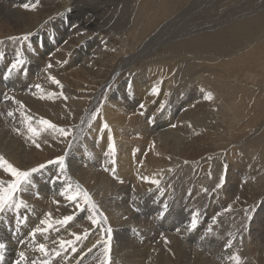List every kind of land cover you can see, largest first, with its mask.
Wrapping results in <instances>:
<instances>
[{
    "label": "rangeland",
    "instance_id": "374dc122",
    "mask_svg": "<svg viewBox=\"0 0 264 264\" xmlns=\"http://www.w3.org/2000/svg\"><path fill=\"white\" fill-rule=\"evenodd\" d=\"M36 1H37V3L35 2V3H32L31 5L29 3H26L25 5H29V6H32V8L34 7L35 9H37L36 7L45 5L46 2L49 3V0H36ZM140 2H141V0H125V1L122 0V2L119 1L116 4V7L114 9L112 7L108 6L107 10L104 11L105 14L103 13V11H101L103 14L100 12L97 15V17L96 16L90 17L87 15H84L83 13H78L77 15L73 16L72 20H74V19L77 20V18H79L80 15H81V17L87 16V18H85V21H86V25L84 26L85 30L83 32L76 31L75 30L76 24L74 23L75 25L73 24V28H72L71 27L72 21L68 19V21L65 23V25L64 26L62 25L61 28H59V30L66 31V32L69 31L70 33L67 32L69 35L67 36L66 41H64L63 43H60L59 45H57V41L55 39H53L52 34L50 32H47L46 35L48 36V38L46 36L45 40L47 41V43H50L51 47L55 48L51 52L49 50L47 51V49L45 48V46L43 44V41L41 40V37L43 36V34H34L32 36L30 35V40L32 42H34L33 39H36L37 36H38V38L40 37L39 39L38 38L36 39V41H37L36 46H37V48H39V50L42 53L46 54V57L48 59L46 61H47V63L48 62L51 63L52 67L48 69L43 65L39 66V69L36 70L35 73L32 74L33 78L28 81L29 83L27 85L30 87H28L26 85V89L23 92L21 91L20 86L17 87L18 90L15 88L17 90V91H15V89L13 87L15 80H12L13 76L11 78L7 79L8 86L6 85L7 89H5V90H7L8 97L11 98L9 101H12V97H14L13 96L14 93H16L15 97H17L18 99L20 98L19 94L22 93V97H21L22 98V104L21 105H23L24 108L27 109V111H31L34 113V115H37L34 118L30 117L31 120L33 119L32 121L31 120L29 121L28 119H24L23 125L19 129V132L17 135V137H18L17 142L19 144H21L22 147L24 148V149L22 148V151L20 150L21 156L24 158L23 160H26V162L33 160L32 162H35V163H33V165L38 164V163L39 164L47 163L49 160H54L55 158L61 156L65 144L71 138L73 139L74 137H76L75 135H73V133L77 134V132H78L77 131V125H75V124H78V123L80 124L83 122L82 114L85 113L83 111H86L88 114L91 113V116H92V114L95 113L97 109H99V112L97 114L98 116L96 115L95 118H93V116H92V118L90 117L91 120L89 121V124L86 126L87 128L86 127L82 128L83 134L81 133V135H82V138L85 140V143L88 144L87 147L89 148V150L94 149L98 152V155L102 156L100 158V160L97 161L98 163L96 162L97 165L100 164L99 167H101V168L104 167V171L106 173L107 172L116 173V171L118 170V163H116V160L114 159V154L112 156L111 152L108 151L110 143H112L115 146V142L113 141V137H112L113 134L110 132L109 129L110 128L113 129V127L118 128V126L120 128V122L114 123V121L113 122L110 121V123H112V125H110L109 122H107V121L105 122V119H103L104 117L100 116V112H102V106L104 104L103 101L106 99V97H110L111 95H114L116 92V94H117L116 99L119 102L130 106V110L132 109L131 110L132 112L129 110V108L124 109L125 111L126 110L129 111L128 117H127L128 121L125 123V127H126V125L129 124V122L133 121L135 118L142 119L146 123L150 122L148 124L151 125L150 127L152 129L155 128V122L156 121H161V120H167L168 121V120H170V121H168L169 124L167 126L165 125L164 127L157 130L158 132H160L161 130L164 132H172V133L168 134V136L166 138L167 142L163 141V140L158 141L160 138L159 133H156V134L153 133L152 137L149 140L152 141V143H154L156 141L155 143L157 145L156 144L155 145L158 147L157 153L147 147L148 149L143 154L144 157L141 158V164H139V167L142 166L143 164H150L151 166H153L152 167L153 170L156 169V170H154L155 172L152 175H149L150 177L149 176L144 177L143 178L144 180L142 179L141 180L142 182L141 181L139 182L142 184L141 187L144 188L143 189L144 191H151V190L155 191V189L157 190L159 188V186H157V184H155L153 186L152 183L150 182V180H152V178L155 179L157 177L156 175H160V177H163V175L165 176L169 173L173 177L175 175V173H178L181 175V177H183V175L189 176V173H188L189 170L188 169L183 170V167H185L186 164L184 163V165L182 167L183 163L182 162L177 163L178 159H180V160L185 159L187 161V163H189V162L191 163L192 160H193L192 162L197 161L195 163V165H193V167L195 166L194 168L198 169L197 173L201 174L203 177L205 176V179H207V181L210 179L211 175H213L212 171H214V169L216 167L218 168V166H220V168L222 170L221 174L224 175L223 176L224 183H221L222 186L226 185L227 182L230 181L231 183H228L227 187H230V185L232 184V189L234 190V191H232V195L226 196L227 193H225V194L223 193V190L220 188L221 186L217 187V185H221V184L219 181H216L215 177L213 176L214 179H213L212 183H214V186L217 188V190H220L219 191V193L221 192L220 196L222 195L218 201H216V200L214 201L213 198L211 200L209 198L205 199L204 197H200V195L197 196L196 192H194V195H192L194 184L193 185L191 184L190 192L186 193V197L184 199L180 200L179 195L177 194V192L174 191L172 194L173 196L170 195L167 197L162 196L163 198L162 197L161 198H155L154 201L156 203V206H160L163 209L164 205L167 204L168 205L167 212H168L169 207L171 205H169L167 203V201L168 202L178 201L179 203L182 204V200H186L187 202L184 203L183 205L188 206L190 208V210L192 211V212H189L190 215L195 216L196 219L201 214V211L204 210V214H203L204 220L206 221V220L210 219V221L208 223L206 221V227L204 228V230L207 228V226L210 225L212 231H214L217 235H219L221 239L223 237L224 240L227 239L228 242L233 244V245L230 244L228 246V247H230V249L228 251H232V252H228L227 255H225L226 257L220 258V260L216 261L217 263H215V264H235V261L232 259V257H239V264H264V251H263L264 250V226H263L264 216H259V214L264 212V154L262 155L259 152L254 151V148H255L254 145L257 143V139L259 138V140H260V138L262 136H264V134H263L264 133V70H262L264 67L263 68L261 67L262 63H260V62L257 64L251 63L252 65L250 64L246 68L241 67L242 64L240 62L235 63L233 65H228L231 68L228 67L229 69H226L225 71H221V75L222 76L224 75V76L221 77L220 80H218V73L216 71H215V73H217V74L214 73L213 69L208 68L207 66L199 65L198 67H196V68L194 67L192 70H190L189 74L192 76L193 81L188 84L187 89L175 90L176 83L175 82H173V84H171L172 82L169 83V81H167V79L166 80L164 79L166 77L161 78L158 81L154 80L155 82L153 81L152 83L148 82L147 85L148 86L151 85L150 90L152 91L153 89H155L156 91L155 92L150 91L151 92L150 95H152V96H149V95L147 96V97H149L148 100H150V102H152L153 108L151 110H149V108H146L147 109L146 110L145 106L147 104L149 105L150 104L149 102H145L144 100L134 101L136 99V94L134 93L136 86H135L133 79L131 77H129L130 76L129 73L132 70H134L135 63L139 68L142 66L148 65V64L150 65L151 63H148V60L146 63H144V61H142V60H139L138 62H135V63L131 64L130 66H128L127 69H125L123 71V73H127V74H125L122 77L120 76L122 74V71L121 70H115L116 67L112 66L113 62L117 61L116 57H118V56L121 57L120 55H122V52L119 50H121V48L124 46V42H125V45H127L128 43H131V42L126 39L127 38L126 37V34H127L126 30L123 31V34L122 33L118 34V33L122 32V30H120L121 28L118 30L119 32L117 31V29H111V28H114L116 26H119V27L120 26L121 27L131 26L132 23L131 22L128 23V19L130 17L129 14L133 12V15L135 16V10H137L136 7L140 4ZM160 2H161V0H151L150 6L154 7V9H155L160 4ZM183 2L186 4L187 0H183ZM169 3L176 5L175 3H177V0H169ZM193 4H195V5H193ZM198 5H199V7H198ZM22 6H20V0H17V3H13V4L11 3L10 4V8L16 10V12L19 14V20H21L20 23H22V24H19L21 26V29L27 30V26L24 27L23 21H24V19L25 20L29 19L28 17H31V15L34 14L35 12H33V11L29 12V10L23 9L24 5H22ZM179 6L182 7L181 9L184 8V6H181L180 4H179ZM187 6H192V8L188 12H189V14H192L193 17L192 18L189 17V20L191 19L193 21H196L192 24H193V26H196V28H200V29L211 27V25L214 24V29L221 30V28L223 29V27H225V26H221V25L226 23V22H228L227 23V25H228L234 19L237 20V19L243 18V15L250 16V17H256L258 14L264 12V0H189ZM194 8H196L195 9L196 11L194 10ZM113 10H115V11L117 10L118 15L115 18L109 19V15H111ZM186 10H188V9L186 8ZM145 11H146L145 9L140 10L136 15V16H138V27L139 26L141 27L143 24L142 15L144 14ZM190 11L193 13H191ZM158 12H160V10L157 11V13ZM171 12H175V11H171ZM55 14L56 13H53L50 17L54 18V17H59V15H60V14H57V15H55ZM151 14H153V11ZM208 16H210V18L211 17L212 18L211 19L209 18V20H207ZM50 17H48V18H50ZM216 17H219L220 21L218 19L215 21ZM213 20H214V22H213ZM94 21H96V22H94ZM205 21H206V24L204 23ZM217 27H219V28H217ZM184 28H186V27H184ZM184 28H182L183 30L181 29L183 33H185L184 30H186ZM21 29H18L15 31L18 33ZM25 34H27V33L23 32V33L17 34V35L13 34V38L22 37ZM258 34L259 33L252 34V36L251 35L247 36L245 39V42L248 40L247 41L249 43L248 45H251V47H250L251 49L249 48L248 50L260 53L259 56L262 55L261 58L263 59V63H264V39L263 40L259 39V41L256 42L258 44L254 43V41L257 38H260L259 35L264 34V33L260 32V34L259 35ZM87 35L91 39L92 45L85 46L84 47V54L81 53L80 55L77 56V58L75 56L76 60L78 59V62H76L72 66V68L68 69L66 62L64 61V59L69 56L64 51V49L66 48L67 42L68 43L70 42L71 44L73 43L74 46H77V43L74 41L78 40V37H80V36H87ZM72 36H74L73 37L74 40L72 38H70ZM181 36H182V34H181ZM179 37H180V35H178V37L176 36L174 38H179ZM171 38H172V36L170 37V35H169L165 39L171 40ZM61 39L63 40L65 38H61ZM71 39H72V41H70ZM12 40H14V39H12ZM38 40H39V42H38ZM19 41L15 40V42L13 43V46H9V45L3 46L2 44H0V54H2V57L0 56V61H1L0 62V69H2V70L6 69L7 70L9 65L12 62H14L16 60V58H20L27 63V65L24 67L25 69L24 68L21 69L22 70L21 73L22 74L25 73V75H26L27 73H31V69H32L31 64H33V62L31 61V57H33L35 55L38 57L39 53L37 52L34 45H33L34 48H30L29 46L25 47L23 45V44H25V41H21V40H19ZM259 43H262V44H259ZM155 44H153L152 47L154 49L152 48L151 52L154 50L157 53L162 52V49H160L161 43L157 40V43H155ZM245 44L246 43H243V44L241 43L240 46H242V47L237 46L234 49L235 53L238 51V49L243 48ZM81 45H83L82 42H80L78 44V48H80ZM113 45H114V48H113ZM119 45H121V46H119ZM253 46H254V48H257V49L256 50L252 49ZM98 47L101 50H99ZM115 49H117V50H115ZM21 51L26 52V54H28L30 57L29 56L25 57V59L20 57L18 54L21 53ZM234 51H232L233 53L231 51L229 53L235 54ZM113 54H115L114 55L115 57L113 56ZM53 58H55V59H53ZM231 58H233V57H231ZM26 59H28V60H26ZM70 59L71 58H69L68 60H70ZM79 59H81V60H79ZM7 60L10 61L11 63L8 62ZM111 60H112V62H111ZM191 60H193V59L190 58L189 61H191ZM56 61H58V63L60 65ZM35 63L37 65H39L38 61H36ZM98 63H99V65H98ZM165 63H168V61H165L162 64H165ZM216 64H219V62ZM56 66H58V67H56ZM84 67H86V68H84ZM239 67L241 70L239 69ZM146 68L147 67H145L144 70ZM26 69L29 71H26ZM198 69H200L202 72L201 71L198 72L199 71ZM209 70H212V71H209ZM18 72L14 70L13 74L14 73L17 74ZM233 72H234V74H233ZM189 74L186 76L187 78H190ZM203 76H204V79L202 80ZM50 77H54L55 80H58L60 82L59 85L54 83L53 80L50 79ZM128 77L130 78V80L128 79ZM186 77H185V80L187 79ZM214 77H216V78L214 79ZM228 77H229V79H228ZM233 77H235V78H233ZM239 78L241 80H239ZM1 79H2V76H1ZM194 79H196V80H194ZM104 80H107V82ZM215 80H217V82ZM126 81H127V83H126ZM121 82H122V85H120ZM222 82H224L225 84L227 82V84L225 85ZM107 83H108V85L106 86L105 91L103 90V92H102V95H101L102 98H100L98 102H95V100L93 99L94 94L96 92H98L100 88H103L104 85ZM124 83L126 84V89L124 92L126 97H124L123 95L121 96L119 94V92H117L118 91L117 89L124 87ZM164 84L166 86H164ZM36 85H40V89H37L35 87ZM143 86H144V84H143ZM141 87H142V84H141ZM227 88H228V90H227ZM86 89L89 91H87V93L83 92V91H86ZM19 91H20V93H19ZM106 92H107V94H106ZM161 93H162V95H161ZM163 94H165V95H163ZM209 95L211 98L210 99L206 98ZM134 97H135V99H134ZM151 97L154 99H152ZM229 97L230 98L232 97V98L230 99ZM165 100H167V101H165ZM161 102H163V103H161ZM227 104H230V105L228 106ZM140 105H143V108H141ZM169 106H170V108H173V111H171V110L168 111L169 114L167 115L165 113V111H166V108ZM224 107H226V108H224ZM223 110H224V112H223ZM238 110H240V111H238ZM155 111H156V113H155ZM39 112L41 114H39ZM226 112H228V113L226 114ZM241 112H242V114H241ZM185 113H186V115H185ZM133 115H135V116H133ZM195 116L197 119L195 118ZM203 116H207V117H203ZM237 116H239V117H237ZM41 117H43V118H41ZM98 117H101L100 121L97 120ZM213 118H214V120H213ZM223 118H225V119H223ZM42 119L50 121L52 124L57 126V129L62 128V129L69 131L70 133L73 131L72 135L65 136L63 133L59 132L58 130H53L51 128H47L46 126L39 123ZM92 119H93V121H92ZM227 119H228V121H227ZM240 119H243V121ZM246 119H247V121H246ZM153 120H156V121H153ZM181 120H183V121L181 122ZM193 120H194V122H193ZM185 121H187V123H184ZM191 121H192V123H191ZM207 121H209V122L207 123ZM14 122L15 121L13 120V123ZM181 123H183V125ZM189 123H191V124H189ZM209 123L212 125H210ZM248 123H250V125ZM29 124H31L32 127L40 130L39 134L37 136L33 137L32 134L28 131ZM105 124H107L108 128L104 127ZM185 124H187V125H185ZM200 124H201V126H200ZM173 125H175V127H173ZM205 125H206V127H205ZM236 125H237V128L235 127ZM241 125H242V127H241ZM182 126H183V129L181 128ZM252 127H253V129H252ZM91 130H93V131H91ZM237 130H239V131L237 132ZM177 131H178V133H177ZM260 133L262 134V136ZM204 134L206 135V137L204 136ZM237 134H238V136H237ZM173 135H175V136L173 137ZM61 136H63V137H61ZM134 136L136 138H139V140L142 139L140 134L136 133V134H134ZM179 136H183L184 138L183 137L179 138ZM101 137H103L104 139ZM110 137H111V140H110ZM171 137H172V139H171L172 141L169 139ZM180 139H182V141ZM33 140H35V143H33ZM60 140H61V142L59 143L58 141H60ZM78 140L80 141V139H78ZM178 140H180V141H178ZM102 141L105 143L106 147L102 146V143H101ZM37 143L40 145L39 148L36 147ZM250 145H251V147H250ZM248 146H249V148H248ZM255 146L257 147L260 145H255ZM134 147L135 146L131 145L129 149H131V150L133 149L132 151L134 152V150L136 149ZM167 147H169V148H167ZM243 147H245L247 149V151H248L247 153L249 154V156H247V157L245 156V151L242 150ZM165 148H167V149H165ZM257 148H259V147H257ZM177 149H178V152H177ZM65 150H66V146H65ZM73 151H74V149H73ZM229 151L230 152L234 151V153L237 155L238 161L236 158H234L235 154L230 153ZM261 151H264V142L262 143ZM152 152L154 155L152 154ZM237 152H239V153H237ZM65 153H66V151L64 152V154ZM90 153L93 154V151H90ZM232 154H233V156H232ZM133 155H135V154L133 153ZM137 155H138V153H137ZM217 156H219V158H218V160L215 161L214 159ZM241 156H243V157L241 158ZM260 157H262V159H260ZM151 158H153V159H151ZM244 158L246 161H243ZM133 159H135V158H133ZM34 160H36L37 162ZM151 160H153V161H151ZM120 161L121 160L118 156V162H120ZM165 162L170 163L171 169L170 170L166 169L164 172L158 173L159 165L164 164ZM234 162H236V163H234ZM237 162H239V163H237ZM258 162H259V165H258ZM157 164H159L158 169H157ZM172 164H175V166ZM235 164H236V166H235ZM178 165H180V166H178ZM13 166H15V165H13ZM56 167L58 168V166H56ZM172 167H173V169H172ZM46 168H48V167H46ZM66 169L68 170V165H67ZM0 170H2V168H0ZM51 173L53 174V178H55L58 175V171L57 172L51 171ZM35 174H37V173H35ZM230 175H232L234 177V179H235L234 183H233V180L231 181L232 176H230ZM261 176L263 178H261ZM53 178H50L51 182H52ZM121 178H123V177H121ZM121 178L118 177L117 175L112 174V179L114 182L118 183L117 184L118 186H121V185L124 186L125 185L122 182ZM145 178H147L146 179L147 181L145 180ZM1 179H3V177ZM3 180H5V179H3ZM90 180H91V182H93V180L91 178H90ZM145 181H146V183H145ZM56 182H58V184H57L58 187H57V189H56V187H53V191H52L53 194L51 193V194L47 195V201L48 202L46 201V199L43 200L44 198H43L42 194L37 193V194H34V196H32V198H29L30 200L28 199L25 201L26 204H28V205L35 204L34 205L35 207L34 206H31V207L28 206L27 208H21L20 209V212L22 210L26 209L24 216H27V223L22 222L18 229L20 231L27 232L25 237L27 238V241H29V242H24V240H20L19 245H20V248H23V250L25 251V254L27 256H29V257H27L28 261H30V260L31 261H37V262L40 261L39 263H42L45 260V259H43L44 255L36 250V245L38 243H44L46 245V247L49 249V252L51 254L54 253L53 250L60 251V253H61L60 256H57L58 258L56 257L58 260L56 259V260H54V262H50V264H59V263L60 264H73V263L69 262L71 260H72L71 262L74 261L76 264H78L79 262H80L79 264H102V262H104L106 260H110V263H111V261H112V259H110L111 255H109L110 256L109 258H107L105 256V254H106L105 253V247L100 248L102 251L99 249V252L97 251L98 252L97 255L92 257V258H91V252H90L91 249H93L95 242H96V244H95V246H96V245H98L99 241L107 240L108 237H107V232H106L107 227H105L106 223H104L105 220H104V222L102 221L103 222V224H101L102 226L101 225L99 226L98 224H92L91 220L90 219L88 220L87 216L90 214V215H94V217L103 219L104 217H107L105 209L98 208L100 213L98 212L99 213L98 214L97 211H95V213H93L84 204L82 197L79 200V204H80V206L82 205V207H77L76 203L67 200L65 198V196H62L60 194L61 191L63 190V188H66L68 184L72 185L73 191L76 189V188L74 189V185H79L80 188H82V189L86 190L88 193H90L89 189L84 188V182L80 181L82 183L81 184L80 182L77 181V179L73 178L70 175L68 176L66 173L64 175H61L60 179L57 180ZM131 183L134 184V182H129L127 184L128 185L130 184L129 188L133 189V192H135L136 190L133 187V184H131ZM149 183L151 185H145V184H149ZM193 183H195V181ZM50 185H52V184H50ZM151 186H152V188H151ZM156 187H158V188H156ZM59 188H62V189L58 191ZM28 189H27V192H29ZM55 190H57V191L55 192ZM178 190H179V188H178ZM21 192L26 193V191H21ZM21 192H19L18 193L19 195H17L18 197H20L19 199H22L20 196ZM180 192H181V190H179V193ZM202 193L207 194L208 191L206 192V189L205 190L203 189ZM90 196L94 199L98 198L97 200L99 202L103 201L102 199H100L102 201L99 200L98 195L94 196L93 194H90ZM198 197H200V198H198ZM140 200H143L142 201L143 203H148V204H152V202H153L152 200L146 199L144 196L143 197L141 196L140 198H138V201H140ZM157 200L158 201L161 200V202H158ZM130 201H131V204L134 203L133 199H131ZM213 202H221V203L223 202L222 208L219 206L218 207L215 206L211 212H208L207 210H206L207 211L206 212L205 209H202V208L208 206L210 203H213ZM29 207L31 208V211L28 210ZM247 208L248 209L250 208L249 209L250 214L248 215V219L246 220L245 217L247 216V214L244 215V213H245V209H247ZM34 209L37 212H35ZM131 210L133 212H137V209L132 207V205H131ZM8 211H11V213L14 214L13 210H8ZM32 212L36 213L35 216ZM48 213H51V217H47V218L49 219L50 223L53 224L54 229L53 228H52L53 230L49 229L48 232H46L42 235L38 234L35 241H33L31 236L29 235V233L31 232L32 229L36 228L37 226L43 227L42 225H40V219L41 220L45 219L46 218L45 216ZM69 215L73 216L74 220L71 221L66 226L55 223L56 221H60L63 219V217L69 216ZM236 215H238V216H236ZM80 216H83V219L80 220L81 223L78 220V218ZM84 216H86V217H84ZM130 216H131V214L129 212H125L123 219L127 220ZM227 216H228V219L224 220L225 222L223 221V224L226 226V228H223L221 226V224L217 222L216 217H219L220 219H225ZM29 217L31 218L30 221H29ZM231 218L232 219L234 218L235 221L232 220ZM240 218H242V221ZM14 220L13 221L17 225L16 216L14 217ZM214 220H216V221L214 222ZM260 221H262V222H260ZM30 223L33 224V227L28 229V226ZM218 224H220V225H218ZM236 224H238V226ZM244 225H246L245 228H243ZM229 228H230V230H228ZM260 228L262 230L261 232L259 231ZM193 230L194 229H191L190 231H193ZM215 230H217V231H215ZM88 231H90V232H88ZM240 231H242V233H240ZM175 233H178V232L175 231ZM247 233L249 235H246ZM56 234H59L60 236L56 235ZM73 234H75V235H73ZM93 234L96 236H94ZM76 235L80 236L79 240L76 239ZM233 235H236V236H233ZM111 236H112V234H111ZM247 236L250 237V243H252V244L249 243L250 245L249 244L243 245L244 242L241 241V239L242 238L246 239ZM225 237H226V239H225ZM53 239H55L57 241L56 242L57 244L53 248L48 247L49 245L52 246V244L54 242V241H52ZM61 240H63V241H74V244L66 245L65 248L62 250V249H60V241ZM168 241L167 242L165 241V243L160 244L158 249H161L162 252L163 251L169 252V254L167 255L169 258V264H184L182 262V259H181L182 255H180L179 249H176L174 246H172V244L169 243L170 241L169 242ZM34 242H37V244ZM111 243H112V241H111ZM236 243H237V245H236ZM249 246H250V248H249ZM73 247L76 249V251L72 250ZM245 247H248L247 251L246 250L244 251ZM50 249L52 252L50 251ZM158 249L157 248L153 249L154 251L151 250V251H149V253L147 252V254H144L141 258V261L138 262L137 264H153V263L154 264H164L163 262H159L161 254H160V251ZM155 250L157 251V254H156ZM117 251H118V249H117ZM121 253H122V251L115 253L114 257H116L117 255H120ZM200 254L202 255V252ZM200 254L197 252L190 254L191 257H195V258H193L192 264H194V263L205 264V261H203L201 259ZM247 254H249L250 257H248L249 255H247ZM98 255H99V257H98ZM150 255H152V256H150ZM172 255H173V257H172ZM34 257H36V259ZM48 257H50V254ZM77 257H78V259H77ZM191 257H189V258L191 259ZM227 258L229 260H227ZM156 259H158V260H156ZM51 260H53V258H51ZM143 261H144V263H143ZM114 263H115V260H114ZM115 264H119V263L116 262ZM120 264H124V261L122 260L120 262Z\"/></svg>",
    "mask_w": 264,
    "mask_h": 264
},
{
    "label": "bare ground",
    "instance_id": "6f19581e",
    "mask_svg": "<svg viewBox=\"0 0 264 264\" xmlns=\"http://www.w3.org/2000/svg\"><path fill=\"white\" fill-rule=\"evenodd\" d=\"M119 1L122 2V0H49V3L46 2L45 5L36 7L37 9H35L34 7L32 8V6H29L28 8L24 7L23 9H27V10H29V12L33 11L35 13L32 14L31 17H28L29 19H27V20L24 19L23 25H24V27L27 26V30H22L21 26L19 25V24H22V23H20L21 20H19V14L16 12V10L10 8V4L11 3L12 4L13 3H17V0H2V1L0 0V44H2L3 46L4 45L13 46V43L15 42V40L9 39V38H13V34L17 35V34H21L23 32L27 33V34H31V36L34 35V34H43V36L41 37V40L43 41V44H44L45 48L47 49V51L49 50L51 52L55 48L51 47L50 43H47V41L45 40V38L47 36L46 35L47 32H50L52 34L53 39H55L57 41V45H59L60 43H63L64 41H66L67 36L69 35L68 33H70L69 31H67L68 32L67 33L66 31L59 30V28H61L62 25L63 26L65 25V23L68 21V19L72 21V24H71L72 28H73V24L75 23L76 24V25L74 24L75 25V30L83 32L85 30V28H84V26L86 25L85 18H87V16H90V17H95L96 16L97 17V15L101 11H103V13H104V11L107 10L108 6L112 7L114 9L116 7V4ZM150 1L151 0H141L140 4L136 7L137 10H135V16L133 15V12L129 14L130 17L128 19V23L131 22L132 23L131 26H128V27L127 26H124V27L116 26L114 28H111V29H117V31L121 28L120 30H122V32H120L118 34H121V33L123 34V31L126 30L127 31L126 32L127 33L126 34V37H127L126 39L131 42V43H128L127 45H125V42H124V46L121 48V50H119V51L122 52V55H120L121 57H119V56L116 57L117 61L116 62L114 61L113 65H112V66L116 67L115 70H121L122 71V74L120 75L121 77L124 76L125 74H127V73H123V71L125 69H127L128 66H130L131 64H133L135 62H138L139 60L144 61V63H146L147 60H148V63L152 64V65L148 64V65H145V66L141 65L142 67L139 68L136 65V63H135L134 70H132L130 73L128 72L129 75H130L129 77H131L133 79V81L135 83V86H136V88H135L132 85L135 88V92L134 93L136 94V99L134 97V99H135L134 101H136V100H141V101L144 100L145 102H149L150 103L149 105L147 104L145 106V109L149 108V110H151L153 108L152 102H150V100H148L149 97H147L148 95L152 96V95H150V93L153 91V90L152 91L150 90L151 89V87H150L151 85L150 86L147 85L148 82L152 83L154 80L158 81L159 79L166 77L164 79L165 80L167 79V81H169V83L170 82H172L171 84H173V82L176 83L175 90L187 89L188 84L193 81V78L189 74V72L194 67L196 68L199 65L207 66L208 68L213 69L214 73L216 71L218 73V80H220V78L224 76V75L223 76L221 75V71H225L226 69L231 68L228 65H233L235 63H239L240 62L242 64L241 67L246 68L251 63H256L257 64V63L260 62V63H262L261 67L262 68L264 67L263 59L261 58L262 55L259 56L260 53L248 50L251 47V45H248L249 44L247 42L248 40L245 42V39H246L247 36H250V35L252 36V34H256V33L260 34V32L264 33V12L258 14L256 17H250V16L243 15V18H240V19H237V20L234 19L228 25H227L228 22H226V23L221 25V26H225V27H223V29L221 28V30L214 29V24H212L211 27L200 29V28H196V26H193L192 23H194L196 21H193L191 19L189 20V17L192 18L193 15L189 14L188 11L192 8L193 5H195V4H193L192 6H187L189 0H187V3H186L187 5L183 2V0H177L178 4L175 3L176 5H173V4L169 3V0H161L160 4L155 9H154V7L150 6L151 5ZM35 2L37 3L36 0H20V6L25 5L26 3H29L31 5L32 3H35ZM179 4L181 6H184V8L181 9L182 7H180ZM198 7H199V5H198ZM186 8L188 10H186ZM144 9L146 11L142 15L143 24H142L141 27L140 26L138 27V16H136V15H137V13L140 10H144ZM195 9L196 8H194V10ZM159 10H160V12L157 13V11H159ZM152 11H153V14H151ZM171 11H175V12H171ZM53 13H56L55 15H57V14H60V15H59V17H54V18L50 17ZM78 13H83L84 15H87V16H85V17L82 16L81 17V15H80V17L77 18V20H75V19L72 20L73 16L77 15ZM191 13H193V12H191ZM117 15H118L117 10L116 11L113 10L111 15H109V19L110 18H115ZM48 17H50V18H48ZM209 18H210V16L207 17V20H209ZM217 19L220 21L219 17H216L215 21ZM94 22H96V21H94ZM213 22H214V20H213ZM204 23L206 24V21ZM183 26L186 27V28H184ZM182 28L186 29V30H184L185 33L182 32V30H183ZM217 28H219V27H217ZM18 29H21V30L17 33L15 30H18ZM177 34L180 35V37L179 38H174L176 36L178 37ZM181 34H182V36H181ZM169 35H170V37L172 36L171 40L165 39ZM259 36H260V38H257L254 41V43L259 41V39H261V40L264 39V34H260ZM73 37L74 36H72L70 38L73 39ZM37 38H38V36L36 37V39ZM47 38H48V36H47ZM61 38H65V39L62 40ZM36 39H33L34 42L29 40V41H25V44H23L25 47L29 46V44H31V48L35 47L37 52L39 53V56L37 57L35 55V56L31 57V61L33 62V64H31L32 65L31 66V68H32L31 69V73H27L26 75H25V73L24 74L21 73L22 72L21 69L24 68L27 65V63L24 61V64H23L22 68L20 69L19 73L16 74V77H15L16 81L14 82V86L13 87H14V89L16 88L18 90L17 87L20 86V89H21L22 92L26 89V85L29 83L28 81L33 78L32 74L35 73V71L39 69V66L43 65L46 68H48L47 65H48L49 62L47 63V61H46V60H48L47 57H46V54L42 53L39 50V48H37ZM72 39L70 41H72ZM157 40L161 43L160 49H162V52L157 53V52H155V50L151 52V50L153 48L152 46H153V44L157 43ZM38 42H39V40H38ZM74 42L77 43V46H74L73 43L71 44L70 42L69 43L67 42L66 48L64 49V51L69 55L67 58H65V59L63 58L64 61L66 62V65H67L68 69L72 68V66L76 62H78V59L76 60L78 55H80L81 53L84 54V47L92 45L91 39L89 38L88 35L87 36H80V37H78V40H76ZM80 42H82L83 45H81L80 48H78V44ZM241 43L242 44L246 43V44L244 45L243 48L238 49V51L235 53L234 49L237 46L239 47ZM256 44H258V43H256ZM259 44H262V43H259ZM33 45H34V47H33ZM119 46H121V45H119ZM240 47H242V46H240ZM113 48H114V45H113ZM98 49H99V47H98ZM117 49H115V50H117ZM252 49L256 50L257 48H254V46H253ZM99 50H101V49H99ZM230 51L231 52L234 51L235 54H230L229 53ZM18 55L20 57L24 58V59H25V57L29 56L24 51L23 52L21 51V53H19ZM114 55L115 54H113V56ZM75 56H76V58H75ZM231 57H233V58H231ZM69 58H71V59L68 60ZM190 58H192L193 60L189 61ZM53 59H55V58H53ZM26 60H28V59H26ZM79 60H81V59H79ZM36 61L39 62V65H37L35 63ZM165 61H168V63L162 64ZM8 62H10V61H8ZM56 62L58 63V61H56ZM111 62H112V60H111ZM218 62H219V64H216ZM98 65H99V63H98ZM56 67H58V66H56ZM145 67H147V68L144 70ZM84 68H86V67H84ZM239 69H240V67H239ZM198 70H199L198 72L201 71L200 69H198ZM262 70H264V68ZM26 71H29V70L26 69ZM209 71H212V70H209ZM4 73H5V70L0 69V79H1V76L4 75ZM217 73H215V74H217ZM188 74L190 75L189 76L190 78L186 77ZM233 74H234V72H233ZM129 77H128V79L130 80ZM185 77L187 78L186 80H185ZM215 78L216 77H214V79ZM233 78H235V77H233ZM203 79H204V76H203L202 80ZM228 79H229V77H228ZM194 80H196V79H194ZM239 80H241V79L239 78ZM104 81L107 82V80H104ZM215 81L217 82V80H215ZM126 83H127V81H126ZM222 83H224V82H222ZM141 84H142V87H141ZM143 84H144V86H143ZM226 84H227V82H226ZM107 85H108V83L105 84L103 88H100L99 91L94 94L93 99L95 100V102H98L99 99L102 98L101 97L102 92H103V90L105 91V88H106ZM120 85H122V82H121ZM164 86H166V85L164 84ZM28 87H30V86H28ZM1 88H2V83H1V80H0V105H1V107H3L2 110H0V156L4 157V159L6 161L11 163L12 165H15V167H17L18 169H21V170H29L31 168L38 167L40 164L38 163V164L33 165V163H35V162H32L33 160H30L29 162L28 161L26 162V160H23L24 158L21 156V152H20V150L22 151L23 147H22L21 144H19L17 142L18 141L17 135H18L20 127L23 125V120L26 119L27 117L34 118L37 115H34V113L31 112V111H27V109L24 108L23 105H21L22 104V98H21L22 97V93H20V91H19V93H20L19 94V96H20L19 99L17 97H15L16 93H14V95H13L14 97H12V101L3 103L1 99L3 97H7V96H3V90ZM16 89H15V91H17ZM125 89H126V84L124 83V87H121V88L117 89L118 90L117 92H119V94L121 96L123 95L124 97H126V95L124 94ZM227 90H228V88H227ZM87 91H89V90L86 89V91H83V92L87 93ZM106 94H107V92H106ZM161 95H162V93H161ZM163 95H165V94H163ZM116 96H117L116 92H115L114 95H111L110 97H106L105 96L106 99L103 101L104 104L102 106V112H100V116L104 117L103 119H105V122L106 121L109 122L110 125H112V123H110V121H112V122L114 121V123L115 122H117V123L120 122V128L118 126V128H114L113 127V129L112 128L109 129L110 132L113 134V135L112 134L111 135L113 137V141L115 142V146H114L115 150H114V152H111V155L113 156V154H114V159L116 160V163H118V170L116 171V173H111V172H107L106 173L104 171V167L101 168V167H99L100 164L97 165V163H98L97 161H99L102 156L98 155V152L96 150H94V149L93 150H89V148L87 147L88 144L85 143V140L82 138V135H81V133L83 134L82 128L86 127L89 124V121L91 120L90 117L92 118L91 113L88 114L86 111H83L85 113L82 114L83 122L80 123V124L78 123L79 125L75 124V125H77V131L78 132H77V134L73 133V135H75L76 137H74L73 139L71 138L65 144L66 150H65V146H64L63 152H62V155L64 154L65 151L67 152L66 163L68 165V170L66 169V174L68 176L70 175L73 178L77 179L78 182H80V181L84 182V188L90 190L89 194H93L94 196L98 195L99 200L100 199L103 200V201L100 200L102 202H99L97 200L98 198L94 199V198H92L90 196L91 200L97 206V208H96L97 213L99 212L98 208H102V209H105L106 215H107L106 222H104V218L100 219V218L94 217L97 220L99 219L96 224H98L100 226L104 222V223H106V226L104 225L105 227L108 228V227L112 226L111 227V229H112L111 240L108 241V244H107V247L109 248V253L107 255L105 254V256L107 258H109L110 257L109 255H111L110 259H112V261H111L110 264H115L116 262L120 264V262L122 260L124 261V264H137L138 262L141 261V258H142V256L144 254H147V252L149 253V251H151V250L154 251L153 249H156V248L158 249L160 244H163V243H165V241L169 240L170 242L169 241L168 242L170 244H172V246H174L176 249H179L180 255H182L181 259H182V262L184 264H192L193 263V258H195V257H191L190 254L191 253L193 254V253H196V252L199 253V254L202 252V255L201 254L200 255H201V259L203 261H205V264H215V263H217L216 261L220 260V258H222V257H226L225 255H227L228 252H232V251H228L230 249V247H228V246L230 244H232V243L228 242L226 237H225L226 240H224L223 237L221 239L219 235H217L214 231H212V229H211L209 224H208L209 226H207V228L204 230V228L206 227V221H207V223L210 221V219L206 220V221L204 220V218H203L204 210L201 211V214L197 218V226H196V228H194L193 231H190L191 229H193V228H191V221H192L193 216H191L190 213H189V212H192L190 210V208L188 206L183 205L184 203L187 202L186 200H182V204L179 203L178 201H170V202L167 201V203L169 205H171V206L169 207V211L168 212L167 211L164 212V208L162 209L160 206H156V203H155L154 199L155 198H161L162 196L163 197L170 196V195L173 194L174 191L177 192V194L179 195L180 200L184 199L186 197V193L190 192L191 184L192 185L194 184L192 195H194V192H196L197 196L200 195V197H204L205 199L209 198L211 200L213 198L214 201L215 200L218 201L222 195L220 196V193H221V192L219 193L220 190H217V188L214 186V183H212V182H213V179H214L213 176H214L215 180L219 181L220 184L224 183V180H223V176L224 175L221 174L222 170H221L220 166H218V168L216 167L214 169V171H212L213 175H211L210 179L207 181V179H205V176L203 177L201 174H198L197 173L198 169L194 168L195 166L193 167V165H195V163L197 161L196 162H192L193 161L192 160L191 163L189 162L190 163L189 164V163H187V161L185 159H181V160L178 159L177 163H181L182 162L183 163L182 167H183L184 163L186 164L185 167H183V170L188 169L189 170V172H188L189 176H184L183 175V177H181V175L178 174V173H175V175L173 177L169 173L167 175H165V176L163 175V177H160V175H156L157 177L155 179L152 178V177L151 178H152V180H160L159 184L157 185V186H159V188L156 187L158 189L157 190L155 189V191H152V190L151 191H144L143 190L144 188L141 187L142 184L139 183V182L144 177L152 175L155 172L154 170H156V169L153 170V168H152L153 166H151L150 164H143L142 166L139 167V164H141V158L144 157L143 154L146 152V150L148 148H150L151 150H153V151H155L157 153L158 147L156 146L157 145L155 143L156 141L154 143H152V141H150L149 139L152 137L153 133L154 134L159 133V137L160 138H159L158 141H162V140L166 141V138H167L168 134H170L172 132H164L162 130L160 132H158L157 130L162 128V127H164L165 125L167 126L169 124L168 121H170V120H168V121L167 120L156 121L158 119L157 118L156 120H153V121H156V122H155V128L152 129L150 127L151 125L148 124L150 122L146 123L142 119L135 118L133 121L129 122V124L126 125V127H125V123L128 121L127 117H128L129 111H127V110L125 111L124 109L125 108L126 109L129 108V110H130V106L119 102L116 99ZM152 99H154V98H152ZM165 101H167V100H165ZM161 103H163V102H161ZM227 105L229 106L230 104H227ZM226 107H224V108H226ZM170 110L173 111V108H170V106H169V107L166 108L165 113L168 115L169 114L168 111H170ZM238 111H240V110H238ZM9 112L13 113V115L9 116L8 115ZM223 112H224V110H223ZM155 113H156V111H155ZM227 113L228 112H226V114ZM39 114H41V113L39 112ZM241 114H242V112H241ZM185 115H186V113H185ZM133 116H135V115H133ZM196 116H195V118H196ZM203 117H207V116H203ZM237 117H239V116H237ZM41 118H43V117H41ZM223 119H225V118H223ZM13 120L15 121L14 123H13ZM97 120L100 121L101 117H98ZM213 120H214V118H213ZM240 120L243 121V119H240ZM92 121H93V119H92ZM182 121L183 120H181V122ZM227 121H228V119H227ZM246 121H247V119H246ZM193 122H194V120H193ZM208 122L209 121H207V123ZM184 123H187V121H185ZM191 123H192V121H191ZM191 123H189V124H191ZM250 123H248V124L250 125ZM181 124L183 125V123H181ZM185 125H187V124H185ZM210 125H212V124H210ZM200 126H201V124H200ZM205 127H206V125H205ZM235 127L237 128V125ZM241 127H242V125H241ZM181 128L183 129V126ZM252 129H253V127H252ZM93 130H91V131H93ZM238 131L239 130H237V132ZM72 132H71V135H72ZM136 133L141 135V138H142L141 140H139V138H136L134 136V134H136ZM177 133H178V131H177ZM174 136L175 135H173V137ZM204 136L206 137L205 134H204ZM237 136H238V134H237ZM261 136H262V134H261ZM61 137H63V136H61ZM180 137H183V136H179V138ZM101 138H103V137H101ZM78 139H80V141ZM169 139L171 140L172 137L169 138ZM180 140L182 141V139H180ZM180 140H178V141H180ZM58 142L60 143L61 140L58 141ZM263 142H264V136H262L260 138V140H259V138L257 139V143L255 145H260V146H257L259 148H257L254 145V147H255L254 151H257V152H259L262 155L264 154V151H261ZM69 143H71V145H72L71 148L68 147ZM101 143H102V146H105V143L103 141ZM131 145L135 146L134 148H136L134 150V152L132 151L133 149L132 150L129 149ZM250 147H251V145H250ZM167 148H169V147H167ZM167 148H165V149H167ZM248 148H249V146H248ZM73 149H74V151H73ZM242 150L245 151V156L246 157L249 156V154L247 153L248 151H247V149L245 147H243ZM90 151H93V154H91ZM177 152H178V149H177ZM133 153L135 155H133ZM137 153H138V155H137ZM230 153L235 154L234 151H232ZM237 153H239V152H237ZM152 154H153V152H152ZM233 154H232V156H233ZM118 156H119V158L121 160L120 162H118ZM243 156H241V158ZM133 158H135V159H133ZM218 158H219V156H217L214 160L216 161V160H218ZM234 158H236L237 161H238V158H237L236 154L234 155ZM151 159H153V158H151ZM260 159H262V157H260ZM34 161H36V160H34ZM151 161H153V160H151ZM243 161H246L245 158L243 159ZM166 162L164 164H161V165L157 164V169H158V165H159L158 173H160V172L162 173L166 169H168V170L171 169L170 163H166ZM234 163H236V162H234ZM237 163H239V162H237ZM41 164H46L47 165V163H41ZM175 164H172V165L175 166ZM258 165H259V162H258ZM56 166L57 165H50V166L47 165L48 168L42 169L37 174H34L33 179H34L35 186L33 188L30 187L31 189L30 188L28 189L29 192H27V190H26V193L21 192L20 193L21 198L24 201H26L29 198H32V196H34V194L39 193V194L43 195V198H44L43 200L46 199V201H47V195L51 194V193L53 194V192H52L53 191V187H56V189L58 187L57 186L58 182L52 183L51 179H50V178H53V174L51 173V171H55V172L59 171ZM178 166H180V165H178ZM235 166H236V164H235ZM172 169H173V167H172ZM112 174L113 175H117L120 178L123 177V178H121V180H122V182L125 185L124 186H122V185L118 186L117 185L118 183L113 181ZM1 176L5 180L1 179L2 178ZM230 176H232V175H230ZM90 178L93 180V182H91ZM261 178H263V177L261 176ZM0 180L7 182V181L11 180V177L2 169V170H0ZM232 180H233V183H234L235 179H234L233 176L231 178V181ZM128 181L129 182H134V184L133 183H131V184H133V187L136 190L135 192H133V189L129 188L130 184L129 185L127 184V183H129ZM146 181H145V183H146ZM194 181H195V183H193ZM228 183H231V182L229 181V182H227V184ZM50 184H52V185H50ZM227 184L221 186L220 188L223 190L224 194L227 193L226 196H228V195L230 196V195H232V191H234V190L232 189V184L230 185V187H227ZM145 185H151V184L149 183V184H145ZM152 185L154 186L155 184L152 183ZM76 186L77 185H74V189L76 188ZM151 188H152V186H151ZM178 188H179V190H181L180 193H179ZM61 189L62 188H59L58 191L61 190ZM203 189L204 190L206 189V192L208 191V193L207 194L206 193H202ZM56 191L57 190H55V192ZM17 195H19V194H17ZM141 196L142 197L144 196L148 200H152L153 201L152 204L143 203L142 202L143 200L138 201V198H140ZM200 197H198V198H200ZM18 198H20V197H18ZM131 199L134 200L133 201L134 203L132 202L133 204H131V201H130ZM158 202H161V200H159ZM222 203L221 202H213V203H210L208 206H206V207H204L202 209H205V211L207 210L208 212H211L212 209L215 206H217V207L219 206V207L222 208V206H223ZM34 205L35 204H30V205L27 204V206H30V207L34 206ZM131 205H132V207L137 209V212H133L131 210ZM30 207L28 208V210L31 211ZM80 207H82V205ZM249 209L248 208L245 209L244 215L247 214V216L245 217L246 220L248 219V215L250 214ZM25 211H26V209L22 210L21 212H19V215L20 216H24ZM34 211H35V209H34ZM35 212H37V211H35ZM125 212H129L131 214V216L127 220L123 219ZM161 212H164V214L162 216H161ZM33 214L35 216L36 213H33ZM0 215H3V217H4L3 219H0V243L6 244V248L3 251V259L0 260V264H17V261L20 259L19 253L20 252H24L25 253L23 248H20L19 241L20 240H24V242H29V241H27V238L25 237L27 232H23V231H20L18 229L16 223L14 222L15 221L14 217L16 216L15 213L12 214L11 211L6 210L4 213H2ZM89 216H93V215L89 214L87 217H89ZM236 216H238V215H236ZM259 216H264V212L259 214ZM84 217H86V216H84ZM30 219L31 218L29 217V221H30ZM81 219H83V216H80L78 218L79 221ZM216 219H217V222L220 223L223 228H226V226L223 224V221L227 220L228 216L225 219H220L219 217H216ZM240 219L242 221V218H240ZM88 220H89V218H88ZM232 220L235 221L234 218ZM215 221L216 220H214V222ZM260 222H262V221H260ZM80 223H81V221H80ZM220 224H218V225H220ZM236 225L238 226V224H236ZM263 226H264V224H263ZM32 227H33V224L30 223L29 226H28V229H30ZM245 227H246V225H244L243 228H245ZM228 230H230V228ZM175 231H177L178 233H175ZM215 231H217V230H215ZM259 231L260 232L262 231L261 228L259 229ZM88 232H90V231H88ZM240 233H242V231H240ZM56 235H59V234H56ZM246 235H249V234L247 233ZM94 236H96V235H94ZM233 236H236V235H233ZM55 239L52 240V241H54L53 242L54 245L52 244V246H50V245L49 246L47 245V246L53 248L57 244L56 243L57 241ZM105 241H107V240L99 241L98 245H96V246H95V244H96V242H95V244L93 246V249H91V251H90L91 252V258L97 255V253L99 252L100 248L106 247ZM111 241H112V243H111ZM241 241L244 242L243 245L244 244H249L250 243V237L247 236L246 239L242 238ZM34 243L37 244V242H34ZM237 243H236V245H237ZM250 244H252V243H250ZM249 248H250V246H249ZM117 249H118V251H117ZM247 249H248V247H245L244 251L245 250L247 251ZM158 250L160 251V254H161L159 262H163L164 264H169V258L167 256L169 254V252L168 251H163L162 252L161 249H158ZM50 251H51V249H50ZM120 251H122V253L120 255H117L116 257H114L115 253H118ZM49 254H50V257H48V256L45 257V256L42 255L43 259L49 260L50 262H54V260H56L58 258L57 256L54 255V253L51 254L49 252ZM156 254H157V251H156ZM247 255H249V254H247ZM150 256H152V255H150ZM27 257H29V256H27ZM98 257H99V255H98ZM172 257H173V255H172ZM189 257H191V259ZM248 257H250V255ZM34 258L36 259V257H34ZM51 258H53V260H51ZM77 259H78V257H77ZM114 260H115V263H114ZM156 260H158V259H156ZM227 260H229V259L227 258ZM71 261H69V262L73 263V264H76L74 261L73 262H71ZM144 261H143V263H144ZM31 262H32L31 260L30 261L27 260V262L21 261V264H31ZM35 262H36V264H42V263H39L40 261L39 262L35 261ZM194 264H196V263H194Z\"/></svg>",
    "mask_w": 264,
    "mask_h": 264
},
{
    "label": "snow or ice",
    "instance_id": "6c2138e0",
    "mask_svg": "<svg viewBox=\"0 0 264 264\" xmlns=\"http://www.w3.org/2000/svg\"><path fill=\"white\" fill-rule=\"evenodd\" d=\"M25 8H28L29 5H24ZM30 35L31 34H25L22 37H16V38H9V39H14V40H21V41H29L30 40ZM29 47L31 48V44H29ZM0 56H2V54H0ZM24 64V61L20 58H17L14 62H12L10 64V66L7 69V72L4 75V79H8L13 71H19L22 66ZM48 68L52 67V64L49 63L47 65ZM50 79L53 80L54 83H56L57 85H59V81L55 80L54 77H50ZM37 89H40V85H36L35 86ZM153 91L155 92L156 90L153 89ZM206 98H211L210 95ZM141 108H143V105H140ZM99 109L96 110L95 113L92 114L93 118L96 117V115L98 114ZM9 116L13 115V113L9 112L8 113ZM26 119H28L29 121L31 120L30 117H27ZM40 124L46 126L47 128H51L53 130H58L59 132L63 133L65 136L71 135V133L65 129H57V126L52 124L50 121L48 120H41L39 122ZM105 128H107V124L104 125ZM173 127H175V125H173ZM28 131L32 134L33 137L37 136L39 134V129L34 128L31 126V124H29L28 126ZM111 140V137H110ZM33 143H35V140H33ZM36 147L39 148L40 145L37 143ZM69 148L72 147L71 143H69L68 145ZM114 145L112 143L109 144V151L110 152H114ZM66 157H67V152L64 155H61L57 158H55L54 160H49L47 162V165H57L58 166V175L53 178L52 183H55L57 180L60 179L61 175H64L66 173V168H67V164H66ZM46 164H40L38 167H34L31 168L29 170H21L16 168L15 166H13L11 163H9L8 161H6L4 159V157L0 156V168H2L10 177L11 180L4 182L2 180H0V214L4 213L6 210H13L14 213L16 214V221H17V227L19 228L20 224L23 223H27V216H20L19 212L21 208H27V204L23 199H19L17 194L21 191H26L29 187H34L35 183H34V174L40 172L42 169H45L47 167ZM147 179V178H145ZM153 184H159V180H151L150 181ZM221 185H217V187H220ZM62 196H65V198L69 201H72L74 203H76L77 207H80L79 204V200L83 199L84 204L89 208L90 211H92L93 213H95L97 206L95 205V203L91 200L90 194L80 188L79 185L76 186V189L73 191L72 190V185L68 184L66 188H64L61 193ZM58 203V202H57ZM168 205L165 204L164 205V212L167 211ZM164 212H161V216L164 214ZM102 215V214H101ZM47 217H51V213L46 214V218L40 220V225H42L43 227L37 226L36 228L32 229L31 232L29 233V235L31 236V238L33 239V241H35L36 237L38 234H44L46 232L49 231V229L53 228V224L50 223L49 219ZM4 217L2 215H0V219H3ZM91 222L93 224L97 223V220L94 218L93 216H89L88 217ZM74 220V217L69 215V216H65L63 217L62 220L60 221H56L55 223L60 224V225H67L69 224L71 221ZM104 220L106 222V217H104ZM197 226V219L195 216H193L192 221H191V228H196ZM107 232V241H105L106 247H105V253L106 255L109 253V248L107 247L108 241L111 240V233H112V229L111 227H108L106 229ZM75 235V234H73ZM76 239L79 240L80 236L76 235ZM167 242V241H166ZM74 244V241H60V249H64L66 245H72ZM6 248V244L4 243H0V260L3 259V251ZM36 250L39 251L40 253H42L45 257L49 256V249L46 247V245L44 243H39L36 245ZM73 251H76V249L73 247L72 249ZM54 251V255L55 256H60V251ZM19 257L20 259L17 261V264H21V261H25L27 262L28 258L26 256V254L24 252H20L19 253ZM232 259L235 261V264H239V257H232ZM31 264H36L35 261H32ZM42 264H50L49 260H44L42 262ZM102 264H110V260H106L104 262H102Z\"/></svg>",
    "mask_w": 264,
    "mask_h": 264
}]
</instances>
